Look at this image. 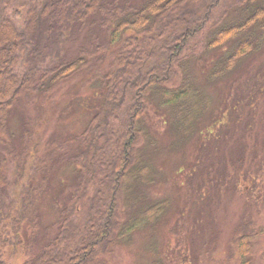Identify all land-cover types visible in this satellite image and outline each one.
Returning <instances> with one entry per match:
<instances>
[{"label": "trees", "instance_id": "1", "mask_svg": "<svg viewBox=\"0 0 264 264\" xmlns=\"http://www.w3.org/2000/svg\"><path fill=\"white\" fill-rule=\"evenodd\" d=\"M2 2L0 250L12 241L8 234L19 235L25 220L30 232L24 246L30 255L22 264H100V251L106 255L130 244L139 217L151 222L167 210L158 212L157 200L143 202L137 196L146 184H155L158 174L150 111L165 118L166 125H176L171 132L186 141L200 131L210 105L204 84L227 78L264 48V0H28L18 9V22L2 15ZM84 33L75 54L59 52ZM25 49L28 66L21 70ZM51 56L56 61L45 67ZM209 56L214 59L207 71L196 74L195 67ZM93 70L101 99L86 103L90 116L85 127L48 141L28 186L11 201L10 164H16L14 175L22 177L30 145H35L28 117L17 114L16 124L11 123L18 101L49 96ZM76 103L70 101L64 112L82 110ZM224 117L225 111L206 126L208 143L200 144L193 163V172L216 186L244 164L248 148L245 140L238 156L229 157L228 147L242 139L219 130ZM57 169L68 170L72 187L57 202L53 221L42 226L39 199L49 192ZM191 197L188 191L186 209ZM253 224L254 218L246 216L233 232L237 264H254L255 240L262 232ZM0 264L6 263L0 259Z\"/></svg>", "mask_w": 264, "mask_h": 264}, {"label": "rangeland", "instance_id": "2", "mask_svg": "<svg viewBox=\"0 0 264 264\" xmlns=\"http://www.w3.org/2000/svg\"><path fill=\"white\" fill-rule=\"evenodd\" d=\"M27 1L3 0L2 15L15 21L16 18L20 20L18 9L27 4ZM86 34L79 40L69 42L59 52L75 54ZM55 50L57 49H51L49 53ZM24 54L26 49L23 50L21 70L28 66ZM54 55L56 54L52 56ZM52 56L44 62L45 67L56 61L57 58ZM107 57L108 63L113 54ZM212 57L209 56L206 62L195 67L196 74L207 71L214 59ZM94 72L97 73L93 70L76 75L49 96L22 97L18 101L11 115V123L13 126L16 124L17 114L19 116L22 113L28 117L35 145L33 148L30 145L27 168L22 177L14 175L16 164H10L8 178L12 183L9 188L11 201H16L18 190L28 186V178L39 162V157L43 158L47 142L58 136L81 132L85 127L90 116L86 103H95L101 99L96 78L92 77ZM177 83L178 81L174 82ZM204 88L209 95L210 105L200 123V131L192 138L189 137L188 141L177 131L174 134L171 132L176 125H166L165 118L150 111L151 121L148 123L155 129L151 131L150 127L156 139V145L152 149L153 163L158 174L155 184H146L143 193L137 196L143 202L157 200L155 209L158 208V212L167 210L164 214H157L151 222H145V215L139 217L140 221L134 225V231L129 235L131 239L127 242L130 244L118 245L106 255L100 251V264H237V250L231 246L230 240L246 216L254 218L252 226L260 228L262 232L255 240L253 263L264 264V48L244 60L232 75L211 85L204 84ZM72 100L83 109L78 108L74 113L64 112ZM236 101H239V106ZM224 111V125L219 130L224 136L232 135L242 139L241 144L233 142L228 147L229 157L234 159L238 156L245 140H248V148L244 164L231 170L226 182L216 186L215 183L208 184L201 180L205 176L199 177V174L193 172V163L198 156L200 144L208 143L204 138L207 135L206 126ZM146 142L144 140L143 148ZM168 146L172 151L166 149ZM200 170L201 167L198 171L201 172ZM51 178L49 192L39 199L42 226L53 221L57 202L72 187L67 169L63 172L55 170ZM188 191H191L192 197L190 206L186 209ZM200 194L203 196L202 201ZM182 223L185 224L184 229ZM29 232L26 221H22L19 235L8 234L12 241L2 247L0 259L6 264H22L30 255L24 246L27 239L25 235Z\"/></svg>", "mask_w": 264, "mask_h": 264}]
</instances>
